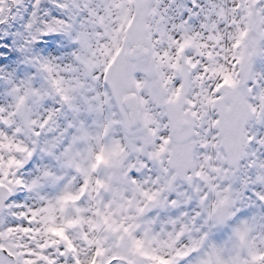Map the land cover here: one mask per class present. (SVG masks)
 Wrapping results in <instances>:
<instances>
[{
	"label": "snow or ice",
	"instance_id": "1",
	"mask_svg": "<svg viewBox=\"0 0 264 264\" xmlns=\"http://www.w3.org/2000/svg\"><path fill=\"white\" fill-rule=\"evenodd\" d=\"M0 264H264V0H0Z\"/></svg>",
	"mask_w": 264,
	"mask_h": 264
}]
</instances>
